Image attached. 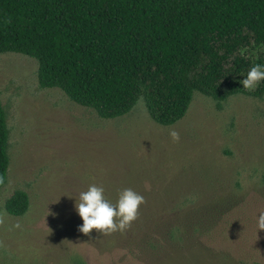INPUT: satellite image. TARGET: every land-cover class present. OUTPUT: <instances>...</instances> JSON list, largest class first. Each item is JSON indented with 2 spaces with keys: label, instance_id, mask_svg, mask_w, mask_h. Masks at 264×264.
<instances>
[{
  "label": "rangeland",
  "instance_id": "obj_1",
  "mask_svg": "<svg viewBox=\"0 0 264 264\" xmlns=\"http://www.w3.org/2000/svg\"><path fill=\"white\" fill-rule=\"evenodd\" d=\"M0 104L9 160L0 264H264V95L217 103L194 92L170 126L142 100L103 119L40 87L36 60L9 52L0 53ZM89 184L113 203L124 188L144 197L127 229L78 230L75 197ZM17 190L28 208L11 216L4 204Z\"/></svg>",
  "mask_w": 264,
  "mask_h": 264
},
{
  "label": "trees",
  "instance_id": "obj_2",
  "mask_svg": "<svg viewBox=\"0 0 264 264\" xmlns=\"http://www.w3.org/2000/svg\"><path fill=\"white\" fill-rule=\"evenodd\" d=\"M37 62L42 88H58L100 118L129 113L142 100L149 118L170 126L194 92L217 103L262 98L240 81L264 64V0H0V53ZM0 104V187L9 165ZM28 197L5 201L21 216Z\"/></svg>",
  "mask_w": 264,
  "mask_h": 264
},
{
  "label": "clouds",
  "instance_id": "obj_3",
  "mask_svg": "<svg viewBox=\"0 0 264 264\" xmlns=\"http://www.w3.org/2000/svg\"><path fill=\"white\" fill-rule=\"evenodd\" d=\"M264 81V64H253L240 81L242 88L253 90ZM169 137L175 141L178 133L170 129ZM144 202V197L131 188L118 192L115 202L105 198L104 189L96 184H89L86 190L80 191L75 197L74 208L82 224L79 231L88 234L95 229L99 233L109 234L124 231L136 219L138 208ZM257 228L264 230V212L256 218Z\"/></svg>",
  "mask_w": 264,
  "mask_h": 264
}]
</instances>
